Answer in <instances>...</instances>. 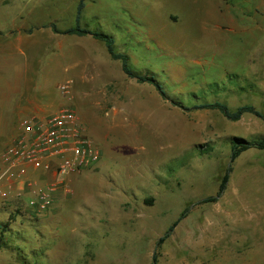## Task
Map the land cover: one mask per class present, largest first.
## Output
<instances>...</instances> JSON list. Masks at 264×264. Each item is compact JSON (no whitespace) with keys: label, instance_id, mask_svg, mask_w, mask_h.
Instances as JSON below:
<instances>
[{"label":"rangeland","instance_id":"rangeland-1","mask_svg":"<svg viewBox=\"0 0 264 264\" xmlns=\"http://www.w3.org/2000/svg\"><path fill=\"white\" fill-rule=\"evenodd\" d=\"M77 25L112 37L167 97L128 77L104 42L63 33ZM6 101L10 119L21 101L47 106L41 117L75 112L100 159L65 179L30 171L33 185L0 203V264H264V151L231 163L233 139L263 138L264 121L194 108L264 114V0H0ZM22 130L0 136V159ZM230 165L223 195L200 203ZM55 184L50 210L35 212L30 200Z\"/></svg>","mask_w":264,"mask_h":264},{"label":"built area","instance_id":"built-area-1","mask_svg":"<svg viewBox=\"0 0 264 264\" xmlns=\"http://www.w3.org/2000/svg\"><path fill=\"white\" fill-rule=\"evenodd\" d=\"M61 89L68 93L69 85ZM23 130L3 153L0 171V203L11 200L17 189V196L24 193V186H32L29 170L53 173L60 179L87 169L100 159L99 150L93 146L80 126L75 112L63 108L45 116L25 119ZM53 185L48 191L40 190L30 200V207L37 213L50 210L53 203Z\"/></svg>","mask_w":264,"mask_h":264},{"label":"trees","instance_id":"trees-1","mask_svg":"<svg viewBox=\"0 0 264 264\" xmlns=\"http://www.w3.org/2000/svg\"><path fill=\"white\" fill-rule=\"evenodd\" d=\"M83 8H84V3L81 2L78 8L77 21H79L81 17L80 15H81V11ZM63 33L69 34V35H76V36L92 35L94 38L98 39L99 41L104 42L112 59L119 60L122 62L123 71L128 77L136 78L139 82H142V83L147 82V83L155 85L157 89L159 90V92L163 96L167 97L165 90L163 89L161 84H159V82L156 81V79L153 76H141L140 74H137L133 70V68L130 65L128 55L124 53H118L115 50L114 39L110 37L109 35L86 30V29L81 28L79 25H77L74 28L67 29ZM194 108L195 109L218 110L224 117H226L228 120H231V121H239L246 114H253L261 118L264 121V114L258 109H256L253 105H243L236 110H231L226 104L217 101L213 103H204L201 105H196L194 106ZM249 149H257V150L264 151V137L260 139H255V140H247L244 138L235 137L233 139V144H232L231 163H234L242 155V153H244L245 151ZM232 171H233V167L232 165H230L221 179L217 195L208 197L202 200L200 203H216L219 200V198L223 195V193L226 191L228 183L230 181ZM147 201L151 202L152 199H148ZM185 212L182 214V216L177 221H175L169 227L167 233L159 239L158 241L159 246L162 245L170 237L171 232L186 217ZM3 227H4L3 225H0L1 233H2V230H4ZM1 249H2V245L0 244V250ZM153 264H158L157 254L153 256Z\"/></svg>","mask_w":264,"mask_h":264},{"label":"crops","instance_id":"crops-1","mask_svg":"<svg viewBox=\"0 0 264 264\" xmlns=\"http://www.w3.org/2000/svg\"><path fill=\"white\" fill-rule=\"evenodd\" d=\"M130 62V61H129ZM14 90L13 88H11ZM17 88H15L16 90ZM7 94H4V98L7 99ZM8 100V99H7ZM4 108L0 109V136H7L8 134L15 135L20 132L21 129V124H19V127H15L14 124L12 125L13 122H15V116H19L20 118L22 117H28V118H34V117H41L43 116L44 110L47 108V106H41V105H36V104H31V105H26L23 101L18 103L12 110H11V118L8 117V109L9 105L8 102L6 101V105H4ZM8 108V109H7ZM3 109L6 111V116L3 115ZM24 121V120H23ZM21 121L20 123H22ZM15 132V133H12ZM7 148V147H6ZM4 149V151L6 150ZM4 153V152H3ZM3 154L1 156V161L3 162ZM31 170H29V174Z\"/></svg>","mask_w":264,"mask_h":264}]
</instances>
